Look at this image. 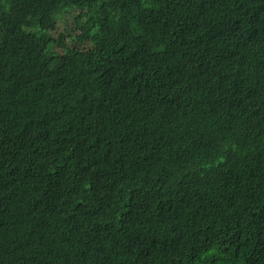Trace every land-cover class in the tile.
I'll return each instance as SVG.
<instances>
[{
  "label": "trees",
  "instance_id": "1",
  "mask_svg": "<svg viewBox=\"0 0 264 264\" xmlns=\"http://www.w3.org/2000/svg\"><path fill=\"white\" fill-rule=\"evenodd\" d=\"M0 264H264V0H0Z\"/></svg>",
  "mask_w": 264,
  "mask_h": 264
},
{
  "label": "rangeland",
  "instance_id": "2",
  "mask_svg": "<svg viewBox=\"0 0 264 264\" xmlns=\"http://www.w3.org/2000/svg\"><path fill=\"white\" fill-rule=\"evenodd\" d=\"M77 10H72L71 12L64 13L62 16H58L52 22L54 30L51 31V36L55 40L56 51L61 52V48L58 47L60 42H63L65 47H74V41L76 37L80 35L81 31L78 29L80 22L77 18ZM92 44L84 43L83 48H89Z\"/></svg>",
  "mask_w": 264,
  "mask_h": 264
},
{
  "label": "clouds",
  "instance_id": "3",
  "mask_svg": "<svg viewBox=\"0 0 264 264\" xmlns=\"http://www.w3.org/2000/svg\"><path fill=\"white\" fill-rule=\"evenodd\" d=\"M62 16V15H61Z\"/></svg>",
  "mask_w": 264,
  "mask_h": 264
}]
</instances>
